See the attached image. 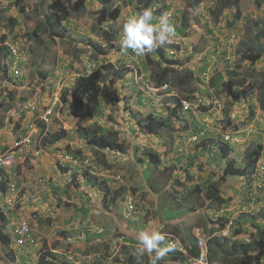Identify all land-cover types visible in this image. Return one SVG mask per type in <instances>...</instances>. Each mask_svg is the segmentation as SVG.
<instances>
[{
    "label": "rangeland",
    "instance_id": "rangeland-1",
    "mask_svg": "<svg viewBox=\"0 0 264 264\" xmlns=\"http://www.w3.org/2000/svg\"><path fill=\"white\" fill-rule=\"evenodd\" d=\"M38 1L39 0H23V3L27 5L28 15L25 21V15L20 14L14 5L15 0H0V32L3 28L2 23L10 13L20 18V24L16 27V30L6 38L5 42L0 43V61L4 64L5 61L9 63L7 67L0 69V98L8 96L7 98L10 97V100H12V96H14L13 99L26 101L30 112L40 113L45 110L47 104L52 107L50 101L52 100L54 102L53 97H57L60 100L59 94L64 88L67 89V93H69L70 96L68 101L72 100L71 96L73 94L74 97H79L78 91L80 92V85L76 78L82 75L84 78L88 79L86 92L82 94L90 97V100L86 98L83 99V96H80L79 99H83L84 102L90 101L89 103L94 100L96 105H103L101 110H99L101 114L95 119H98L102 125L115 131L119 139L124 141V148L119 151H112L110 149H97L83 146L84 148L81 149V154L84 156V159L82 160L79 157L81 162L74 163V171L69 172L73 175L72 179L68 180L69 178L63 174V176L60 177L61 179L54 180L52 178L49 181V183H55V186L61 190H68L66 193L69 194L68 201L73 202L69 207L65 205L66 201H62L63 198H67L66 196L54 198L50 196L51 193H49L52 190H49L46 192L45 196L53 199V202L56 200V204L50 208V210L53 211L48 213L47 216H45V214H40L42 218H51V215L55 214L53 222L56 223L55 221L57 220L59 223L58 225H61V227L65 229L66 237L70 238V241L62 242L65 247L59 246L57 244L58 241L54 242L55 239L50 240L46 238L45 235L48 233L45 231L42 233L37 226L34 227L31 225V220L28 221L27 219H17L13 217L15 220L13 222L17 221L19 223L24 220L31 223H29V225L31 227L33 226L32 233L34 237L39 238V244L37 246L33 245L32 247H19L12 242L10 248H12L15 253L14 262H7L5 260L6 256L4 253H6L8 249H2L0 250V264H62L61 260L63 258L70 264H96L95 254L89 253H100L101 256H104L102 257L104 260L103 264H125V261L122 260V253H120L121 245H127L128 243H126L125 239L141 234L145 228V230H149L150 232L161 231L165 237H168L169 233L164 231L176 234L177 225L174 226L173 224L164 223L160 226L158 224L161 222V219L165 222L166 218L170 216L172 208H177V201L181 202V207H178V209L192 207V209H188L190 210L189 214L182 216L181 225L179 227V230L182 229L183 233L190 225L194 228L193 235L190 236V243L192 246H195V240L193 241L195 235L200 236L206 243L209 236L208 231L210 228L216 227V219L221 215H228L230 219H228L226 226L221 231H214L212 235L218 237L221 240L220 242H225L223 243L224 245H232L233 243L238 244L243 240L247 241L255 233V227L257 225L264 226V220L261 217H257V219L254 220L250 217L251 214L257 215L261 212L260 210L264 208V104L263 107H260L258 90H255L252 95L248 96L245 102L232 104L227 101L225 94L220 88L208 87L213 75L219 72L222 76H225L224 69L226 60L235 63V60L238 58V53L241 51L239 46L240 41L243 40L248 42L255 36V21L261 23L262 20L264 22V4L257 10L251 8V6L245 2V4L241 6V19L235 24L233 29H228L225 25L227 19H229L228 14L219 17V20H216L212 14L211 9L215 6L216 2L214 1L216 0H202L199 3V11L191 10L190 0H167V3L170 5L169 13L172 16V21L177 32V36L174 39H176L175 43H178V48H167L165 46L164 53L167 54V57L168 55L169 57H178L179 59L185 60L187 64L190 63L194 76L199 77L201 80L199 82L198 80L194 81L190 79L179 87L175 84V74L171 73L167 75V84L169 86L166 84L167 88L165 92L169 95L168 92L171 91L170 95L176 96V94L181 95V92L187 93L190 92V90L191 92L195 91L196 95L201 98L202 103L200 105L197 101H190L191 103L189 102V105L193 108L191 112H182L179 108L177 117L171 118L174 119L175 130L170 134L166 132V135L170 138L165 144L159 138L150 141L151 145L160 155V162H158L157 166H154L153 163L145 165V161L141 158L136 159L138 154L136 155V153L134 154L132 152L137 143L133 141L134 136H140V140L143 141L149 139L148 137L150 135L141 133L138 127L133 128L135 119L133 120L128 113L123 111L124 108H122L127 106H124L122 95L125 94L124 96H127L131 93H133L134 96L131 97L128 103L135 101L134 108L141 111V116L155 109L156 105L160 106V101L163 99L162 95L152 90H155V88L159 89L161 85L156 86L149 80L153 76V70L151 65L147 62L146 55L137 56L130 49L127 51L122 49L120 41L121 36L113 42L112 45H115L114 48L109 52L107 51L108 48L105 46V41L99 36L97 37L94 31L96 27L94 28L93 10H95L98 5L94 0H59L52 6V9H54L56 13L64 16L63 23L67 27H70L68 28L67 38L76 39L78 42H75V46L64 43L47 45L45 47L38 45L37 47L33 42L27 43L25 41L27 33L34 29L35 24L39 20L36 13ZM50 2L51 0H47L43 5L45 12H47V7L50 5ZM78 5H84V7L90 8L91 11L76 12L74 8H77ZM133 14H136V12L131 11V7L122 8L121 15L115 22V28L118 32L121 31L124 21ZM184 14H187L189 18L188 22H186ZM88 39L102 44L105 54L104 52L99 53L97 59L92 58L93 45ZM216 46H218L219 50H212L215 49ZM221 47L224 49V54L220 51ZM104 63H112L117 68L122 66L127 70L124 78L125 82L123 83L125 90H121L120 81H116L108 87V94L111 97L121 98L119 103L116 102L112 104L105 102L104 97L101 95L102 84L99 80L94 79L95 75L101 77L104 75L103 68L101 67ZM242 66L244 68L247 66V63L242 62L241 67ZM237 67L239 68H237V71H241L240 66ZM255 67L257 69L261 68L258 65ZM1 68L3 67L1 66ZM172 68L178 71L180 66ZM40 71L42 74H44L45 71L47 72V80L43 81L40 76L41 74H38ZM6 83H8V85L4 86ZM133 85L136 86L135 90L130 89V86L133 87ZM142 87L153 89L151 91L147 89L142 90ZM136 94H139V96L142 94L144 98H141L142 100L137 102ZM70 106H72V108ZM50 107L49 109H51ZM73 108L75 109V106L71 102L61 104L60 113L58 114L56 111L55 114L52 115L57 116L55 118H58V120L63 118L62 124L64 122V124L70 125L72 124L71 122H73L75 125L77 121H80L82 125L88 124V121L92 123V118L87 120L84 115L83 117L79 116V120L74 118L77 109L74 111ZM87 108L88 107L84 104V109ZM61 112L64 117L61 116ZM158 112H160V110ZM225 113L230 119L233 118L232 124L238 121L243 122V125L239 127V129H242L239 131L240 136L235 137L237 138L238 146L234 147V153H232L236 165H244V153L252 145L260 143L262 146L261 155L255 168L254 179L246 184L243 179L244 176L238 175V183L232 181L230 184L234 185L220 191L223 198H229V202L220 205L217 209L215 208V210L205 208L203 204L205 199L203 201V197H200L198 195L199 193L184 197H181L183 195H177L175 199H169L168 194L160 199H158L160 196L157 198L156 195V197L152 198L151 191L161 190L165 181H167L166 184H169L176 174H180L183 177L176 166L186 165L187 162L184 157L188 158L191 154L194 155L195 160L192 161L194 164H192L193 168H190V170L195 176L196 182L201 181L204 183L205 180L219 179L225 161L221 159V157L215 156L212 150L213 148H211L207 142L208 138L206 137L220 138V133L233 130H226ZM250 113L253 115H250ZM66 116H70V118ZM3 118L5 117L3 116L2 119ZM34 118L36 120V116ZM53 121V118L49 121L52 127H54L56 123ZM232 124L230 123V126ZM26 125L27 128L25 133L32 132L30 134L32 135V139L35 137L39 138V127L36 126L35 131H33L28 124ZM249 125L253 126L254 129L247 133L245 128ZM133 129H135L134 132ZM70 130L72 131L73 129ZM201 131L206 132L204 133L206 134L205 137H201V135H204L200 133ZM194 135L197 136L196 139L193 138ZM81 141L82 140L78 138V143ZM221 142L223 143V141ZM212 143H214V141H212ZM57 145H59V143H52L50 149L55 152V155H60V157H62L65 151H57L60 149L56 147ZM32 149L33 154H28V156H26L28 158H20L19 163L22 164V166H19L20 171L32 173V170L25 168L23 170L22 167L30 164L28 161L30 158L39 159L44 152L43 148L38 149L37 147L35 148L34 145ZM98 158L105 161L109 166L104 162L106 167L99 165L96 168L94 175H96L97 181L106 180L111 188H122L123 191H125L124 195L126 201L118 202L117 207H119V209H113L111 203V205L105 207V201L101 198L102 195L98 187H89L83 175L79 174L83 172L80 163L82 164L84 161L85 166H91ZM61 159L63 160V158ZM194 161L202 164V168L198 169ZM18 164L9 173L11 174V181L13 183L11 184V192L7 197L5 193H0V198H2L0 202L6 206H3V211L7 212L6 215L8 219L10 215L7 207L12 209L13 214H15L18 210L17 207L20 206L17 202L18 200L14 198L15 193L20 195V192L15 191L17 187L14 186L16 185L15 181H19V177L15 173ZM171 165L176 166L170 171L167 168ZM36 166L37 164L35 163L34 167ZM42 172V174H44V171ZM75 172H77L76 175ZM33 174L37 175L33 186H35V188L36 185L45 187L46 177L38 172ZM74 176L76 177L75 179H77V184L67 183L69 181L72 182ZM151 186L155 189L151 188ZM219 186H221L220 183ZM71 187H73V189ZM36 189L39 190L38 187ZM31 191L34 192V190L30 188L26 197H28L27 195H29ZM85 196L89 197L88 202H85ZM5 197L6 199H4ZM77 199L81 203L75 206ZM158 200H166L164 204L160 202L163 205L162 211L159 212L160 219H158L155 212V209L159 207ZM87 206L91 207L89 214H86L84 209ZM53 207L56 208L53 209ZM243 212L248 213L247 215H243V218L239 219L240 223L242 221L241 229L243 233L233 235L232 229L237 224L235 221H237L239 213ZM229 222H231V224H228ZM40 226L39 223V227ZM75 228L77 232L79 231L81 233L79 236L81 239L77 238L73 233ZM44 229H46V227H44ZM98 229H100V231ZM52 232L53 231H51V233ZM90 235L92 236L90 237ZM54 236L55 238H64L60 233L54 234ZM108 236L113 239L116 238L110 248H106V243L108 244L109 241H111ZM177 236L180 238V233L177 234ZM222 237H226V239L222 240ZM67 238L64 239L66 240ZM82 238H87L96 243L100 242L89 248L94 249L87 251L84 257L82 254L83 250L78 249L80 248L78 243H82ZM167 241L168 239H166V244ZM176 243L178 244V242ZM52 245H54V247H52ZM164 246L166 245H162V247ZM139 247L140 246H138L137 249ZM49 248L56 251V258H53V260L51 258L49 262L40 263L42 259L41 255L48 253ZM135 253L137 255L139 252L135 250ZM249 257L250 262L248 264H254V258L256 257L255 252L251 253ZM224 260L225 258L218 256L214 259V262L223 263ZM46 261H48V259ZM160 264H171V262L161 260Z\"/></svg>",
    "mask_w": 264,
    "mask_h": 264
},
{
    "label": "trees",
    "instance_id": "trees-1",
    "mask_svg": "<svg viewBox=\"0 0 264 264\" xmlns=\"http://www.w3.org/2000/svg\"><path fill=\"white\" fill-rule=\"evenodd\" d=\"M47 0H39L36 8V13L38 15V22L35 24L34 29L27 33L26 42H33L35 46H47V45H57V44H64L67 43L70 46H75V42L78 41L76 39L67 38V32L68 28L64 23L63 19L64 16L59 15L56 13L54 9H52V6L59 0H51L47 7V12L44 11L43 5L45 4ZM191 5L190 8L192 11H199V3L202 0H190ZM94 2H97L98 5L95 8L94 11V28L96 27L95 34L97 37L99 36L102 40L105 41L106 47L108 48V52L111 51L114 46L112 45L115 40H117L121 36V31L118 32V30L115 28L116 21L121 15V10L124 7H131V11H134L136 13L140 12L143 8L152 6L155 9V15L159 16L161 13L168 12L170 5L167 3V0H94ZM215 6L211 9L212 14L216 20H219V17L228 14L229 19H227L225 25L228 29H233L235 24L241 19V6L247 2L251 8L253 9H259L263 4L264 0H216L214 1ZM15 7L17 8L18 12L20 14L25 15V21L27 19V5L23 3V0H15L14 3ZM255 7V8H254ZM76 9V12L78 11H86L90 10L88 7H84V5H78ZM14 11V10H13ZM66 16V15H65ZM72 17V15H71ZM73 18V17H72ZM184 18L186 22H188L187 14H184ZM19 17L14 16L11 13L8 15V17L5 18V21L2 23V30L0 32V43L5 42L6 38L10 36L15 30L16 27L20 24L19 23ZM68 19V18H67ZM66 19V20H67ZM126 21V20H125ZM124 21V22H125ZM255 36L248 42L240 41V48L241 51L238 53V58L235 60V63L230 62L229 60H226L225 62V76L223 77L222 74L219 72L211 78L210 84H208L209 88H220V90L225 94L227 101L234 104V103H240L245 102L246 98L250 95H252L255 90H258L259 94V104L260 107H263L264 104V22L261 20V23L259 21H255ZM23 23V22H22ZM25 24V23H24ZM187 24V23H186ZM185 25V24H184ZM91 44L93 45L92 51L93 56L92 58L97 59L99 56V53H103V46L102 44L98 43L97 41H93L92 39H88ZM170 45H166L167 48H178V43H175L176 39L173 40ZM37 44V45H36ZM208 44V43H207ZM165 47V46H164ZM164 47L155 49L153 52L146 54L147 62L152 67V73L153 76L149 79L153 82L154 85L160 86L166 82H168L167 75L174 73L175 74V84L176 86L181 87L183 83H185L187 80H198L200 82L199 77H195L193 71L191 70L190 63L187 64L185 60L179 59L178 57H167V54L164 53ZM76 48V47H75ZM212 50H219L218 46L215 47V49ZM223 47H221L220 51L222 54ZM105 54V52H104ZM42 59V58H41ZM239 62V63H238ZM245 62L247 63V66L243 68L241 67V63ZM258 65L261 68H256L255 66ZM1 66L3 68H1ZM175 66H180V69L176 71L174 68ZM237 66H240L241 71H237ZM104 71V75L101 76H94L95 80H99L102 84L101 86V95L104 97L105 102H109L112 104H115L116 102L119 103L121 98L119 97H111L108 94L109 85L113 84L116 81H120L121 90H125L123 83L125 74L127 72L126 69L121 67H115L112 63H104L101 65ZM5 64L0 61V69H4ZM239 69V68H238ZM79 70V69H78ZM43 81L47 80V72L45 71L44 74L41 73V71L38 73ZM76 79H78L79 82V89L78 91L79 97L83 96V99L86 98L90 100V97L83 95L82 93H85L87 88V80L84 78V76L80 75ZM12 80V79H10ZM137 84V83H135ZM145 84V83H144ZM168 85V84H167ZM50 86V82H49ZM146 86V85H145ZM169 86V85H168ZM135 85L130 86L131 90H135ZM199 87V85H198ZM200 88V87H199ZM142 90L147 89L146 87H142ZM67 89L64 88L59 94L60 98V105L65 104L68 102H71L75 106V110L77 109V112L80 111V117H84L89 120V118H92V123L88 121V124L82 125L80 121H77L76 124V132L78 138H80L82 141L78 143L77 150L72 151L73 156L80 157L82 160L84 159V156L81 154V148H84L83 146L93 147L97 149H110L112 151H119L124 148V141L120 140L118 137V134H116L115 131H112L109 127L102 125L98 119H95L98 117L101 113H99V110H101V107L103 105H96L94 100L89 102H84L83 99H79V97H74V94L71 96V101H68L70 98L69 93H67ZM163 92V93H162ZM8 93V92H7ZM162 95V100L160 101V106H155V109L152 111H149L146 115L141 116V111L139 109H135V101L132 103H128L131 99V97L134 96L133 93L124 96L122 95V101L124 102V112L128 113V115L131 116V118L135 121L133 123L134 128L138 127L141 133L150 135L154 137V139H160L165 144L169 140L170 137L166 135L167 133H172L174 129V119H171L172 117H177V112L179 110L180 105V98H184L187 101H197L198 104L201 105L202 101L201 98H199L195 91L191 92H181L180 94H176V96L173 95H167V92L165 91H159L158 94ZM169 94L171 91L168 92ZM76 95V93H75ZM137 96V102L142 100L144 97L142 94L139 96V94H136ZM8 97V96H6ZM136 98V97H135ZM142 98V99H141ZM103 100V103H104ZM79 103V104H77ZM84 104L88 107L87 109H84ZM60 105H57L55 107V110L53 112V115L57 111L58 114L60 113ZM79 105V106H78ZM264 108V107H263ZM162 109V111H161ZM160 110V112H158ZM37 114V113H36ZM53 122H58V118H55L57 116H53ZM61 112V116H62ZM226 115V113H225ZM250 115H253L250 113ZM141 116V117H140ZM34 117V116H33ZM232 118V117H231ZM225 119V125L226 130L227 129H233V130H227V131H234L239 129L243 125V122L238 121L237 123L232 124L233 118L230 119L228 115L224 117ZM58 120V121H57ZM52 122V123H53ZM35 125L39 127V138L32 139L33 144H38L37 148H43L44 146L48 145L49 143H54L60 140L61 138V132H51L50 134L48 132V129L50 127V123L46 124L39 119H36L34 121ZM230 123L232 124L230 126ZM135 129H133L134 132ZM140 136H134V138ZM208 138L207 142L213 148V153H215V156L221 157L225 162L223 164V171L221 172L219 179L217 180H205L204 183L199 181L196 182L195 176L190 171V168L192 164H194L192 161L195 158L194 155L191 154V156L188 158L186 157V165H179L176 166V168L179 170V172L182 173L183 177L180 174L174 175V178L171 180L169 184H166L167 181L162 186V189L158 190H152L151 195L152 198L156 197L158 199L163 198L167 194L169 195V199H175L177 195H183L188 196L192 194L199 193L198 195L200 197H203V201L205 199V202L203 203L205 208H211L215 210L222 204H227L229 202V198H223L222 193L220 192L222 189H227L230 186L234 184H230V182L235 181V183H238V175L244 176V182L247 184L252 179H254L255 175V168L258 162V159L261 155L262 146L260 143L252 145L246 152L244 153V165H236L234 163V153L233 149L234 147L232 145H229L227 143H222L221 138H215L214 137H206ZM214 141V143H212ZM206 142V144H207ZM67 148H71V146H67ZM168 148V147H167ZM219 150V151H218ZM66 153H70L69 151H65ZM132 152L136 153V159H142L145 161V165H148L150 163H153L154 166L158 165V162H160V155L156 152L155 148L151 145L150 141L145 142H138ZM131 153V154H133ZM229 153V155H228ZM224 156V157H222ZM228 156V158H227ZM58 159L57 166L58 170L68 172L73 168L72 164L69 161H65L62 159ZM185 159V157H184ZM178 160V159H177ZM104 162L102 159L98 158L95 160V167L97 168L99 165H104ZM106 164V162H105ZM109 166V164H106ZM202 164L197 163V168L201 169ZM19 166H22L21 163L18 164L17 171L19 170ZM174 165H171L168 167V170H172L175 168ZM81 170L83 172L79 173L80 175H83L84 179L86 180L88 186H97L98 190L101 193V198L103 199L105 207L107 205L112 204L113 209H119L117 207V204L119 201L124 202L126 201V197L124 195V192L122 188L120 189H114L111 188L106 180L97 181L96 175H94V172L91 171V167L82 166ZM20 174L19 172H17ZM77 174V172H76ZM0 175L2 176L1 182L4 183V181L7 184L8 187V179L12 178L10 174H6L3 169L0 168ZM76 177L74 176L72 182L67 183H74L75 185ZM170 180V179H169ZM222 180V182H221ZM219 183L221 186H219ZM223 184V185H222ZM151 188L155 189L151 186ZM53 196L55 198H61V196H58L61 193H65V190H61L60 188L54 186L53 188ZM202 194V195H201ZM156 195V196H155ZM87 200H89V197H87ZM158 209H155L156 215L158 216V219H160L159 212L162 211L163 205L160 203L166 202V200H158ZM111 203V204H110ZM180 201H177V208H172L170 211L171 214L168 218H166L165 222L161 219L160 223L158 225L161 226L165 224H173L174 226L177 225V230L175 231L176 234L172 232L169 233L166 246L170 247L171 250L168 251L163 260L168 261L177 264L184 259L192 256H196V248L195 246H192L189 242L190 236L193 235L192 226L187 228L186 231H182V229L179 230V227L181 225L182 216H185L190 213V210L192 207H186L182 209H178L180 206ZM79 204V203H78ZM84 208V207H82ZM85 212L88 214V210L86 208ZM261 212L257 215L251 214L250 217L254 220L257 219V217H261L264 220V208L260 210ZM177 212V213H176ZM7 212H4L3 210H0V250L2 249H8V251L5 254L6 258L5 260L14 262V256L15 253L10 248V245L12 243L11 237H10V231L12 226L11 215L8 219ZM248 213L243 212L239 213V217L235 221L236 224L235 227L232 229V234H242L243 231L241 229V223L239 221L240 218H243V215H247ZM174 217V218H173ZM245 217V216H244ZM175 219V220H174ZM230 219L228 215H221L216 219V227L210 228L208 231V238L206 241V249H207V262L208 264H248L250 262L249 255L253 252H255L256 257L254 258V264H264V226L257 225L255 227V233L253 236L247 240V241H241L238 244L233 243L232 245H224L225 242H220L221 240L218 237H214L212 235V232L214 231H221L225 226L226 223ZM235 219V220H236ZM53 221V218L51 219ZM57 221V220H56ZM58 225V223H56ZM213 226V225H212ZM146 229V228H145ZM143 230L144 232H149V230ZM59 233L64 236V238H67L65 235V229L59 228ZM142 231V233H144ZM141 233V234H142ZM165 233V234H166ZM180 233V238L177 236V234ZM58 234V233H57ZM137 235L136 238L131 239V243H127V245H121L120 247V253H122V260L125 261V264H151L152 257L156 255V252L148 253L145 252L143 255H140L138 253L136 255L135 250H137V247L140 246L139 239L140 235ZM194 237V236H193ZM35 238V243L37 246L39 244V238ZM111 239L109 243H106V248H110V246L115 242V239L108 237ZM222 240H225L226 237H222ZM195 239H193L194 241ZM169 242H173L176 244L178 242V245L184 249L185 254L183 252L178 251V248L176 246L171 245ZM190 243V244H189ZM45 245V244H44ZM253 245V246H252ZM95 246V245H94ZM54 247V245H52ZM94 249V248H92ZM84 250L82 254H86L87 251L92 250ZM49 252L41 255V262L45 263L51 261V258H56L57 256L55 253H51V249H48ZM90 254V253H89ZM95 254V260L96 264H103V259L100 253H91ZM222 256L225 258L223 263L214 262V259L216 257ZM120 258V257H119ZM48 259V261H46ZM101 261V262H100ZM62 264H70L65 258L61 260ZM160 264V261L158 262Z\"/></svg>",
    "mask_w": 264,
    "mask_h": 264
},
{
    "label": "crops",
    "instance_id": "crops-1",
    "mask_svg": "<svg viewBox=\"0 0 264 264\" xmlns=\"http://www.w3.org/2000/svg\"><path fill=\"white\" fill-rule=\"evenodd\" d=\"M7 85H8V83L4 84V86H7ZM13 97L14 96H12V100H10L11 99L10 97L7 98L6 96H5V98H3V97L0 98V153L3 152L6 148H9V146L19 136H21V133L23 132V129L25 128L26 124L31 122V120L34 119V117L36 116V113L30 112V110L27 108L26 101L16 100V99H13ZM70 107L72 108V106H70ZM73 110L75 111L74 108H73ZM79 115H80V111L79 112L75 111L74 118H77L79 120ZM3 116L5 118L2 119ZM62 117H64V115H62ZM66 117L70 118V116H66ZM62 120H63V118L59 121L57 120L58 122L55 123V126L52 127L50 125V127L48 129V132L50 134H52L51 132L63 131V132H61L62 135H61L60 140L55 142L57 144L59 143V145H57L56 147L60 148V149H58V150L56 149V150L60 151V152H62V151L72 152L74 150H77V145H78V138L77 137L78 136H77V132H76V123H75V125L73 124V122H71L72 124H70V125L64 124V122L62 124ZM66 126H68V127H66ZM65 128H67V129H65ZM70 129H73V130L71 131ZM148 138L149 139H147V140L141 141L139 137H136L133 139V141L138 143V142H145V141H153L154 140V137H152V136H149ZM36 145L38 146V144H36ZM36 145H35V148L37 147ZM50 145H52V143H49L48 145L43 147L44 152L41 154L42 156H40L39 159L38 158L37 159L30 158L28 160L30 162V164L28 166L22 167L23 170H24V168L32 170L33 171L32 173H27L25 171H16L15 172L16 175L19 177V181H15L16 185H14V186L17 187L15 191L20 192V195L15 193L14 198H16L15 200H18L17 202L20 204V206L17 207L18 210L16 211L15 214H13L12 209H9L8 207L7 208L9 209V214L11 215L12 218L14 217L17 219H27L28 221L31 220V223L34 227L37 226V228L40 229L42 231V233H43V231L48 233L45 235L46 238H49L50 240L55 239L54 242L58 241L57 244L59 246H63L62 242L63 241H70V238H67L66 240L64 238H57V237L55 238L54 234L56 235L57 233H59L58 229L62 228L61 225L56 224V223H58V221L54 220L56 222V223H54L51 220L55 214L51 215V218L50 217L42 218L40 216V214H45V216H47L48 213H51V211H53V210H50V208L56 204V200H54V202H53L52 201L53 199L45 196L46 192L49 190L53 191V188L55 186V183H49V181L52 178L54 180L61 179L60 177L63 176V174H65L69 178L68 180H71L73 175H72V173H69V172H73L74 168H72L68 172H65V171L60 172V169L58 170V166H57V162H58L57 157H60V155H55V152L50 149ZM68 145L71 146V148H67ZM38 149H40V148H38ZM65 153L66 152H63V154H65ZM29 154H33V151L29 152ZM26 158H28V157H26ZM59 159H61V157ZM185 160H186V158H185ZM193 160H195V159H193ZM194 162H196V161H194ZM35 163L37 164V166H36L37 169H36V167H34ZM71 164L74 167V163L72 162ZM40 165H42L43 167ZM196 166H197V162H196ZM192 168L193 167L191 166V169ZM52 170H53V172H52ZM42 171H44V174H42L43 173ZM17 172H19L20 174H18ZM36 172H38L39 174L46 177V179H45L46 184H44L45 187H43L41 185H36V188L38 187L39 190L36 189L35 186H33L35 184L34 180H35V178H37V175H35L33 173H36ZM75 175H76V172H75ZM38 177H40V176H38ZM1 180H2V176L0 175V193H5V195L7 197L8 194L11 192L10 190L12 189V186H11V184H13L11 181L12 178L8 179V181H9L8 187L6 184L7 181L6 182L4 181V183H2ZM85 182H86V180H85ZM30 188L32 190H34V192L31 191L30 194L27 195L28 197H26V194L28 193V191H30ZM71 188L73 189V187H71ZM52 191L49 193H51L50 196L54 197L52 194ZM67 191H65V193L59 194L58 196H61V197L66 196L67 198H63L62 201L63 202L66 201L65 205L70 207V205H72L73 202L70 201L71 202L70 203L68 201L69 200V196H68L69 194H66ZM6 197L4 199H6ZM1 199L2 198H0V200ZM84 200H85V202L89 201V200H87L86 196H85ZM76 201L77 202L75 203V206L78 203H81L78 201V199ZM3 206H5V205H3L0 202V208H1L0 210L4 209ZM55 208L56 207H53V209H55ZM85 208L88 210V214H89L91 207L87 206ZM54 213H55V210H54ZM39 223L41 225L40 227H39ZM91 224H92V222H91ZM44 227H46V229H44ZM62 229H64V228H62ZM98 230L100 231V229H98ZM51 231H53V232L51 233ZM75 231H76V228H75ZM75 231L73 230V233L76 235L77 238H79L81 233L79 231L78 232L77 231L75 232ZM91 236L92 235H90V237ZM109 236H112V235H109ZM132 238H136V236L134 235L132 237H129L128 238L129 240L125 239L126 243L127 242L131 243ZM79 239H81V238H79ZM82 239H83L82 243L81 244L78 243V246H80V248H78V249L83 250V251H84V249L85 250L89 249L92 246L100 243V242L96 243L94 241H90L87 238H85V239L82 238ZM101 239H103V238H101ZM47 241H48V239H47ZM190 241L191 240H189V242ZM63 247H65V246H63ZM63 247H60V248H63ZM56 248H57V246H56ZM51 250H54V249H51ZM54 253H56V251ZM84 256H85V253L83 254V257Z\"/></svg>",
    "mask_w": 264,
    "mask_h": 264
},
{
    "label": "clouds",
    "instance_id": "clouds-1",
    "mask_svg": "<svg viewBox=\"0 0 264 264\" xmlns=\"http://www.w3.org/2000/svg\"><path fill=\"white\" fill-rule=\"evenodd\" d=\"M176 36L177 32L175 25L172 21L171 14L168 12H164L161 13L159 16H156L154 7L149 6L143 8L140 12L136 14L130 15L127 20L123 23L120 37L121 48L125 51L130 49L137 56H145L146 54L153 52L155 49L170 45ZM8 65V61H5V67H7ZM37 115L38 113L36 114V119ZM34 121L35 118L34 120L32 119L31 122L28 123V125L34 123ZM26 128L27 125L23 129L21 136L26 134ZM32 147L33 145L31 146V149ZM7 149L9 148H6L4 151H6ZM68 154L73 156V153L71 152ZM73 157L77 158L78 161L81 162L78 157ZM80 165V167L84 166V161L82 164L80 163ZM89 167H91L92 172H96L95 162ZM11 221V227L18 224L17 221L13 222L15 221L14 218H11ZM31 228L33 229V226ZM196 240L197 235H195V248ZM139 244L140 247L137 249V251L140 253V255H143L145 252H156V255L152 257L151 264H158L159 261L163 260L165 254L171 250L170 247H162V245H166V237L161 231L142 233L140 235ZM177 246L179 245L177 244Z\"/></svg>",
    "mask_w": 264,
    "mask_h": 264
},
{
    "label": "built area",
    "instance_id": "built-area-1",
    "mask_svg": "<svg viewBox=\"0 0 264 264\" xmlns=\"http://www.w3.org/2000/svg\"><path fill=\"white\" fill-rule=\"evenodd\" d=\"M166 88H167V85H166V83H164L159 87V89L155 88V90H152L153 88H149L147 90L159 92V91H165ZM53 98H54V102L52 100L50 101L51 102L50 105H52V107L48 106V104H47L45 107V110L43 112L38 113V115H37V119H39L40 121H42L46 124H49V121L52 118V114L55 110V107L57 105H60V100L57 97H53ZM189 102L190 101H187L186 99H183V98L180 99L179 108L181 109L182 112H189V111L191 112L193 110L191 105H189ZM49 107L51 109H49ZM29 126H30V128L33 129V131H35V128H36L35 123H31ZM245 129H246V132L249 133L254 129V127L249 125ZM240 130H242V129L236 130L234 132L233 131H224V132L220 131V132H222V133H220L222 141L224 143L232 145L233 147H237L238 142H237V138H235V137L240 136V134H239ZM31 133L32 132L22 135L21 137H19L18 139H16L12 143V145L9 147V149L0 153V168L3 169V171L6 174H9L11 172V170L13 168H15V166L19 163L20 158L26 157L29 154V152L33 151V149H31V146H32V135H30ZM200 133L204 134L206 132L201 131ZM202 136L205 137L206 134L201 135V137ZM193 138L196 139L197 136L194 135ZM61 158H63V160H65V161H69L70 163H72V162L73 163H77V162L79 163L77 158L71 156L68 153L63 154ZM228 224H231V222H229ZM9 234H10L12 242H14L15 245H17L19 247L20 246L32 247L33 245H36L35 238H34V235L32 233V228L30 227V225L27 221L22 220L18 224L14 225L11 228V231ZM170 244L173 246H176L178 248V251L183 252L185 254L184 249H182L180 246H177V243L175 244L173 242L172 243L170 242ZM51 252H55V250H51ZM177 264H208L206 244L201 239L200 236L197 235L196 256L188 257V258L184 259L183 261H181Z\"/></svg>",
    "mask_w": 264,
    "mask_h": 264
}]
</instances>
